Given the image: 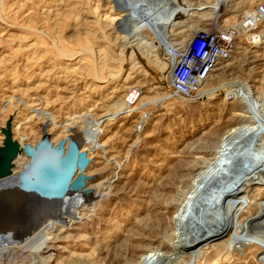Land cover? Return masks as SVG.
I'll use <instances>...</instances> for the list:
<instances>
[{
	"label": "rangeland",
	"instance_id": "obj_1",
	"mask_svg": "<svg viewBox=\"0 0 264 264\" xmlns=\"http://www.w3.org/2000/svg\"><path fill=\"white\" fill-rule=\"evenodd\" d=\"M227 1L0 0V149L12 116L23 151L0 183V264H264V36L257 47L237 38L187 101L170 92L161 46L171 37L183 48L214 20L237 25L261 0ZM139 88L133 109L113 118ZM88 125L74 206L20 188L25 149L44 127L66 156L72 129ZM50 206L68 213L43 216ZM37 229L51 233L40 251ZM199 233L205 243L192 249Z\"/></svg>",
	"mask_w": 264,
	"mask_h": 264
},
{
	"label": "built area",
	"instance_id": "obj_2",
	"mask_svg": "<svg viewBox=\"0 0 264 264\" xmlns=\"http://www.w3.org/2000/svg\"><path fill=\"white\" fill-rule=\"evenodd\" d=\"M263 24L264 0H261L237 25L218 24L216 20L213 25L196 30L185 47L166 45L171 94L184 101L197 95L216 68L231 60L237 38L243 36L251 47L262 44Z\"/></svg>",
	"mask_w": 264,
	"mask_h": 264
},
{
	"label": "water",
	"instance_id": "obj_3",
	"mask_svg": "<svg viewBox=\"0 0 264 264\" xmlns=\"http://www.w3.org/2000/svg\"><path fill=\"white\" fill-rule=\"evenodd\" d=\"M11 119L6 124L5 129H1L3 135H5V143L10 145L12 143L11 134ZM14 154H17L20 150L19 147L14 144ZM75 146H73L74 148ZM70 149L66 157L63 156L64 149L62 143L58 146H52L48 141L41 142L35 148L26 147V153L31 157L30 164L25 165L24 170L19 174L21 185L30 186L31 189L37 193L63 195L66 194L69 189L81 190L85 185V180L88 179L85 175H82L84 169L90 162L86 156V152H77L75 149ZM21 152H23L21 150ZM74 153V154H73ZM76 153V154H75ZM79 169L80 174L77 178L72 180L73 173ZM9 169L0 168V179L3 176L9 177ZM14 178V177H13ZM18 180V177H15ZM51 199V198H50Z\"/></svg>",
	"mask_w": 264,
	"mask_h": 264
},
{
	"label": "bare ground",
	"instance_id": "obj_4",
	"mask_svg": "<svg viewBox=\"0 0 264 264\" xmlns=\"http://www.w3.org/2000/svg\"><path fill=\"white\" fill-rule=\"evenodd\" d=\"M220 1H222L223 2V4H226V2H229V1H225V0H220ZM185 4V3H184ZM218 4V3H217ZM222 4V3H221ZM220 4V5H221ZM221 6H219V8H220ZM203 9H204V7H203ZM203 9H199V8H197L196 10L198 11V10H203ZM190 9H188V7L186 8V10H185V14H186V12L187 11H189ZM219 11V10H218ZM183 16H184V14H183ZM215 19H217L216 18V16H215ZM214 23H216V20H214ZM165 33H167V32H165ZM163 38H164V36H163ZM168 39V38H167ZM173 42V39L170 37V39H169V41L168 40H166L165 38H164V41L162 42L163 43V45L161 44V46L163 47V48H165V50H166V45H169L170 43H172ZM173 44V43H172ZM174 45V44H173ZM202 89V88H201ZM201 89H200V91H201ZM133 90V89H132ZM142 90H140V88H139V90H137V92H135L134 93V95H133V97L131 98V95L129 96L130 97V99L128 100V101H126V103L124 104L125 105V107L123 108V109H119L117 112H115V113H113L112 114V117L114 118V117H117V116H120L121 114H124V112L125 111H128L129 112V109H131L132 108V104L135 102V100L138 98V97H140L141 96V92ZM232 91V90H231ZM141 92V93H140ZM240 92L239 91H233V92H231L229 95H227V97L230 99L232 96H238V94H239ZM254 100V99H253ZM123 106V105H122ZM133 109V108H132ZM127 112V113H128ZM113 118H111V119H113ZM12 126H13V124H11V134L13 135V133H12ZM237 130V129H236ZM240 129H238V131H239ZM76 131H79L80 133H83V135L85 136V133H86V137H83L82 136V138H80V137H77V132ZM237 131V132H238ZM235 132V131H234ZM236 132V133H237ZM242 132V131H241ZM250 132V131H249ZM72 133H73V135H71V138H70V144H69V147H68V151H71L70 149H72L73 148V146H75L73 149H75L77 152L79 151V152H82V148L85 146V145H87V143L90 141V138H91V136H93V137H95V135H93V133H92V131H91V125H88V127H87V129H86V131H81L79 128H77V127H75V128H73L72 129ZM240 134V133H239ZM42 135H43V140L41 141V142H44L45 140L46 141H48L49 143H50V139H49V134H48V132H47V129L44 127L43 129H42ZM77 140V141H76ZM75 141L77 142L76 144H74L75 143ZM74 142V143H73ZM16 143V145L19 147V144H18V142H15ZM14 142H13V138H12V143L10 144V145H8V144H6L5 143V146H6V148L5 149H3V148H1L0 149V159H2L3 160V158H5V161H6V163H7V165H6V169H9L10 170V167H9V165H10V162L11 161H13L15 158H16V156L18 155V153L19 152H21V150H20V148H19V152L17 153V154H15V155H13L14 153V149H13V147H15L14 146V144H15ZM63 146V149H64V145H62ZM32 148V147H31ZM65 153H66V151H65V149H64V154H63V156L64 157H66L65 156ZM69 153V152H68ZM68 153H67V155H68ZM74 154V153H73ZM76 154V153H75ZM6 156V157H5ZM87 156V155H86ZM30 157V156H29ZM3 163V162H2ZM88 165H89V163H88ZM88 165L86 166V168L88 167ZM246 165V164H245ZM244 165V166H245ZM250 165V164H249ZM248 166V165H247ZM241 167H243V166H241ZM86 168L84 169V171L86 170ZM238 169H236V170H239V166L237 167ZM235 169V168H234ZM79 171V169H77L74 173H73V175L75 176V174L77 173ZM240 171H242L241 170V168H240ZM244 171V170H243ZM223 173V172H222ZM238 173V172H237ZM241 173V172H240ZM74 176H73V178H74ZM5 177V178H4ZM4 178V179H3ZM3 178H2V180H0V183H1V186L2 185H4L3 183L4 182H8V177L7 176H3ZM73 178H72V180H73ZM7 179V181H5ZM219 179H221V177H218V179H214L212 182L213 183H218V181H219ZM10 180V179H9ZM210 180V179H209ZM14 182V181H13ZM220 182V181H219ZM11 183V182H10ZM209 183V182H208ZM9 184V183H8ZM15 184H16V182H14V185L11 187V186H9V187H11V188H14V186H15ZM206 184V183H205ZM210 184V183H209ZM7 185V184H6ZM28 186H27V184L25 183V186H22V187H20L21 189H23V190H25L26 188H27ZM4 188V187H3ZM6 188V187H5ZM10 188V189H11ZM14 190H15V188H14ZM17 190V189H16ZM11 191H12V189H11ZM79 190H71L69 193H68V195L65 197V198H63V195H59V194H54V196H56L57 195V197L59 198V201H60V203H61V201H66L67 202V204L66 205H63V206H61V207H67V208H69L70 209V207H72V206H74L75 205V203H76V199L77 198H80L81 196H80V194H79V192H78ZM31 194H33V192H31ZM36 194V193H35ZM39 194V193H38ZM89 194H91L92 195V193H88V192H85V196H88ZM38 196H40L41 198H42V196H44V194H42V193H40ZM28 197V196H27ZM9 198V197H8ZM31 198H29L28 197V200H30ZM68 199V200H67ZM215 200V199H214ZM17 202V201H16ZM20 202V201H19ZM15 203V202H14ZM22 203V202H21ZM206 203V202H205ZM202 204H204V203H202ZM212 204V203H211ZM12 205V204H11ZM23 206V205H22ZM46 206V205H45ZM52 206V205H51ZM51 206H50V208L49 207H46V212L44 213L43 212V216H45V215H47V214H51V215H53V216H58L59 215V212H61V211H65L63 208L62 209H60L61 211H59V209L58 208H51ZM24 207V206H23ZM61 207H59V208H61ZM217 207V206H216ZM219 207V206H218ZM56 211V212H55ZM66 213H68V209L65 211ZM197 212V211H196ZM203 212V211H202ZM81 214L79 213V212H76V215H75V221H76V223L78 224V222H77V220H80L81 219V217H79ZM7 216V215H6ZM211 216V215H210ZM202 217H203V215H202ZM220 217V216H219ZM3 218V217H2ZM13 218V217H12ZM84 218V217H83ZM82 218V219H83ZM212 225V224H211ZM251 225V224H250ZM202 226V225H201ZM205 227V226H204ZM197 228V227H196ZM206 228V227H205ZM246 228V227H245ZM254 228V227H253ZM34 229V228H33ZM36 229V228H35ZM201 229V228H200ZM228 230V229H227ZM6 231H8V230H6ZM37 231H39V234H38V236H37V238H38V242H37V246H36V248H34L36 251H40V250H42V249H45L47 246H48V244L50 243V241H51V237H50V235H51V233H50V229H47V230H40V229H37ZM9 232V231H8ZM7 232V233H8ZM53 232V231H52ZM3 233V232H2ZM204 233V232H203ZM211 234V233H210ZM195 235V234H194ZM191 235V238L189 239V242H190V244L189 245H191V247H192V249H201V247L200 246H202V244L203 243H205L204 242V238L205 237H203L202 235H200V233H199V235ZM219 235V234H218ZM228 238V237H227ZM195 240V241H194ZM225 240V239H224ZM6 241V236H5V233L2 235H0V245L1 244H4V242ZM193 241V242H192ZM210 241V243L212 242V244H210L209 242H207V243H209L208 245H206V246H208V247H214L218 242L220 243V241H217V240H209ZM221 241H223V239L221 240ZM226 242H231V240H229V239H227V241ZM182 243V242H181ZM223 244V243H222ZM186 246V245H185ZM220 246V245H219ZM206 248V247H205ZM220 248V247H219ZM223 248V247H222ZM225 248V247H224ZM223 248V249H224ZM192 249L190 250V251H192ZM203 249V248H202ZM209 249V248H208ZM34 250V251H35ZM221 251V250H220ZM219 251V252H220ZM210 255V254H209ZM207 259H209V261H212L213 260V257L212 256H210V257H208ZM206 260V259H205Z\"/></svg>",
	"mask_w": 264,
	"mask_h": 264
}]
</instances>
